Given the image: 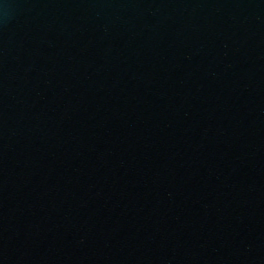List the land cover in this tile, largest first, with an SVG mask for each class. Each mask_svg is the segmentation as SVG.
Returning a JSON list of instances; mask_svg holds the SVG:
<instances>
[{"label":"water","instance_id":"water-1","mask_svg":"<svg viewBox=\"0 0 264 264\" xmlns=\"http://www.w3.org/2000/svg\"><path fill=\"white\" fill-rule=\"evenodd\" d=\"M0 264H264V0H0Z\"/></svg>","mask_w":264,"mask_h":264}]
</instances>
